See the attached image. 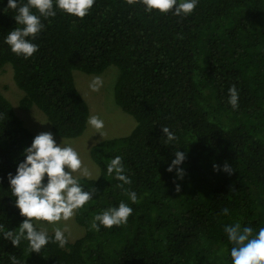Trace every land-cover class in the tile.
<instances>
[{
  "label": "trees",
  "instance_id": "1",
  "mask_svg": "<svg viewBox=\"0 0 264 264\" xmlns=\"http://www.w3.org/2000/svg\"><path fill=\"white\" fill-rule=\"evenodd\" d=\"M7 2L0 0V70L11 66L23 91L20 107L37 106L60 137L79 136L88 106L72 71L101 73L114 65V101L134 124L127 134L89 148L98 174L76 176L83 191L95 189L74 214L82 234L61 247L47 231L49 243L30 253L28 241L14 247L0 231V264H11V256L18 264H232L224 227L240 222L254 235L264 227V0H198L188 16L148 13L125 0H95L83 19L57 9L55 17L42 18L45 27L31 41L38 51L28 59L5 43L20 27ZM233 85L239 94L235 110L228 103ZM163 127L178 139L167 141ZM32 141L0 92L4 230L18 231L25 219L15 206L9 174L15 176ZM176 151L185 155L177 166L182 179L175 167L166 171ZM117 155L132 180L124 187L136 192V204L107 174ZM225 163L231 175L223 171ZM121 201L133 209L125 225L91 229L95 215Z\"/></svg>",
  "mask_w": 264,
  "mask_h": 264
},
{
  "label": "clouds",
  "instance_id": "2",
  "mask_svg": "<svg viewBox=\"0 0 264 264\" xmlns=\"http://www.w3.org/2000/svg\"><path fill=\"white\" fill-rule=\"evenodd\" d=\"M129 6L142 4L145 12L151 13L153 10L161 14L172 11L177 16L190 15L198 0H125ZM95 0H26L20 3L19 0H8L7 9L14 10L16 15L14 20L20 27L11 30L6 39L11 51L17 56L28 59L38 51V45L31 41L43 31L45 25L42 18L48 20L55 17L57 9L71 16L83 19L88 15ZM35 9V12H33ZM38 13V14H37ZM50 22V20H49ZM103 86L101 78L96 77L90 84L92 91H99ZM239 94L235 85L229 88L228 103L235 110L238 108ZM88 123L99 132L104 127V122L97 116L89 118ZM162 132L167 137V141H176L178 138L168 127H163ZM25 159L18 164L15 176L9 174V184L12 195L15 199V206L25 219L18 227V231L4 230L3 238L11 241L14 247H18L21 240L28 241L29 251L40 253L50 241L46 228L37 229L38 223L56 225L61 221H67L73 217L75 212L82 209L93 199L95 189L83 191V186L74 175H90L89 171L83 167L78 152L71 146H61L56 144L50 132L38 134L32 141L31 146L24 150ZM175 159L166 169L172 172L176 168L177 178H183V170L179 166L185 159L184 153L175 152ZM214 171L219 170L217 165H213ZM223 171L231 175L233 169L225 163ZM126 167L123 157L115 156L107 164V174L114 176L119 181L116 185L129 200L136 204L139 202L136 192L125 188L132 180L126 174ZM45 177L47 183H44ZM175 191L180 192V185L175 186ZM133 209L125 202L121 201L118 207L108 208L95 215L92 220L91 229L100 230L112 228L113 226L125 225ZM229 210L223 209V214L227 215ZM53 243H58L63 247L67 244V238L60 227L54 228ZM228 241L233 245L230 250L232 264H264V227H261L254 235L253 228L241 226L240 222L226 225L224 227ZM11 264H18L15 256L10 257Z\"/></svg>",
  "mask_w": 264,
  "mask_h": 264
},
{
  "label": "rangeland",
  "instance_id": "3",
  "mask_svg": "<svg viewBox=\"0 0 264 264\" xmlns=\"http://www.w3.org/2000/svg\"><path fill=\"white\" fill-rule=\"evenodd\" d=\"M72 73L75 86L88 106L86 127L82 134L76 137L64 138L54 134L46 115L37 106L32 105L27 109L19 106L23 91L15 85L9 64L0 70V92L10 101L14 112L32 132L33 139L42 132H50L57 145L71 146L78 152L83 167L90 173L88 176H96L98 166L90 158V146L101 139L127 134L134 124V119L114 101V84L118 73L116 66L109 65L101 73H86L81 70H73ZM96 77L101 78L103 86L99 88V91L94 92L90 84ZM92 116H97L104 122V127L99 132L88 123ZM74 175L84 176L80 173ZM37 225L40 228H46L49 232H54V228L60 227L65 230L64 235L67 240H72L82 234L81 226L75 222L74 215L71 219L61 221L56 225L46 222Z\"/></svg>",
  "mask_w": 264,
  "mask_h": 264
}]
</instances>
